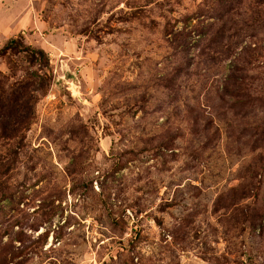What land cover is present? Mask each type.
Listing matches in <instances>:
<instances>
[{"label": "rangeland", "instance_id": "1", "mask_svg": "<svg viewBox=\"0 0 264 264\" xmlns=\"http://www.w3.org/2000/svg\"><path fill=\"white\" fill-rule=\"evenodd\" d=\"M245 2L253 24H227V57L208 64L193 47L169 90L187 16L211 14L202 0H0V48H42L50 77L42 94L37 66L0 55V88L20 99L0 104L15 132L0 136L1 259L264 264V28ZM238 55L250 103L233 108L216 90Z\"/></svg>", "mask_w": 264, "mask_h": 264}, {"label": "trees", "instance_id": "2", "mask_svg": "<svg viewBox=\"0 0 264 264\" xmlns=\"http://www.w3.org/2000/svg\"><path fill=\"white\" fill-rule=\"evenodd\" d=\"M150 1L151 0H147V2ZM244 3H246L245 0H202V5L207 7V9L211 11V14L208 13L206 15L207 11L201 8L197 14L187 16L188 20L192 19L193 17L197 18V23L183 33V39L177 42L174 40V47L181 57L178 63V72H174V75L166 78L164 81V86L166 89H178V85H180V81L183 79V77H188L189 74H187V68L190 67L192 60H194V56H189V50H191L193 47L198 49V56H202L203 59L208 62V64H214L215 61H219L221 55L223 56L222 58L227 57L225 55L227 54L228 49L223 48V40L226 38L225 32L227 30V24L229 22H240L244 27H246V25L252 23H248L244 17L240 16L242 14L241 8ZM250 4L252 5L253 2ZM254 6L255 12H251L253 15L251 17L252 21L254 22L255 27L259 26L264 28V0H254ZM200 16H204V18L199 19ZM20 38L21 37H19V39L12 37L8 39L6 43L0 48V55H5L9 51L13 52L14 54L21 53L25 61H27L32 66H37L35 70L30 71L28 74L37 82L38 87L36 90L41 91L43 94L47 90L50 80L49 75L46 74L47 70H49L48 56L42 48L31 47L29 45L25 46L20 41ZM243 48L244 49H242L240 52L241 55L245 53L249 46H245ZM241 61V56L238 55L236 60L229 65L230 70L224 75L222 84L220 83V86L217 87L216 90L219 100H225L224 95L227 93L230 94V100L232 101L233 108L234 105H245L250 103L248 100L244 102V96H241L249 84L248 76L242 74L240 71L239 65ZM13 91L14 90H10L9 92H6V90L0 88V104L2 101H5L2 103V105L9 107L12 106L15 108L20 99L18 96H14ZM33 98L36 99V95H34ZM208 98L210 99V97H206V99ZM222 102L224 103L225 101ZM223 103L219 101V105ZM10 113L11 111L3 113L2 118L4 116H10ZM238 114L241 113L237 112L236 115ZM2 123H5L6 126L2 125ZM12 123V121H0V132H2V135L0 136L15 133L13 131L14 129L11 130L12 132L6 133L8 132L7 125ZM17 123L18 125H23L25 124V121L18 120ZM14 124L15 126H18L16 123ZM18 128L19 127H17L16 130ZM203 128L207 129L208 127L204 126ZM263 137L264 133L260 136V139ZM5 164L6 163L0 162V181L8 170V167ZM65 172L67 175L72 174L69 168H66ZM231 192H233V190H231ZM246 195H248V190H243L240 195L232 193L229 195V199L230 201L240 200ZM12 259L13 258H10L9 261H5V259H1L0 257V264H8V262H12Z\"/></svg>", "mask_w": 264, "mask_h": 264}]
</instances>
